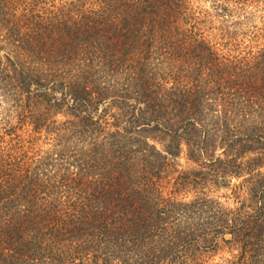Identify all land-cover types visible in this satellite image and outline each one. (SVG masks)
<instances>
[{"label": "trees", "instance_id": "16d2710c", "mask_svg": "<svg viewBox=\"0 0 264 264\" xmlns=\"http://www.w3.org/2000/svg\"><path fill=\"white\" fill-rule=\"evenodd\" d=\"M4 1L0 90L30 134L0 146V264H264V44L219 55L177 0ZM208 175L241 178L234 207L177 200Z\"/></svg>", "mask_w": 264, "mask_h": 264}, {"label": "rangeland", "instance_id": "374dc122", "mask_svg": "<svg viewBox=\"0 0 264 264\" xmlns=\"http://www.w3.org/2000/svg\"><path fill=\"white\" fill-rule=\"evenodd\" d=\"M8 1V0H7ZM12 5H26L30 0H10ZM40 7L49 8L52 6L59 7L66 4L69 0H35ZM180 4L182 17L196 18L198 21V32L210 42L215 51L221 56L240 57L247 56L249 53L254 54L259 51L264 44V0H177ZM0 0V5L4 4ZM22 5H20L22 7ZM38 7V9H40ZM1 8V7H0ZM18 13V12H17ZM4 56L3 50L0 51V57ZM56 98L59 94H55ZM16 102L4 100L0 90V146H4L14 135H20L22 140L28 141L30 128H19L16 115L25 112L28 102H23L22 108L15 106ZM11 105H14L10 107ZM25 107L26 109H24ZM51 121L63 122L65 117L58 114L48 116ZM6 121V123H5ZM48 122V120H47ZM41 127V126H40ZM17 128L12 135L7 130ZM42 128V127H41ZM32 137L38 138L37 144L42 150H49V141L44 132L34 134ZM159 147V146H158ZM219 150L216 153L218 155ZM175 163L179 164L178 169L183 171H192L198 173L197 165L186 159V151L182 148V153L177 157ZM193 175V173H191ZM204 179H208L204 181ZM198 177V183L195 186L201 189H186L185 192H179L177 200L192 201L197 194H205L207 198L219 201L225 207H234L231 187L237 185L241 178H233L228 183L230 186L221 187L219 184H213L211 175L205 178ZM170 187V186H169ZM172 187L166 190L171 191ZM196 192V193H195ZM228 239L229 236H226ZM218 250H209L202 252L197 264H226L232 256L237 254L236 250H230L227 246L219 244Z\"/></svg>", "mask_w": 264, "mask_h": 264}]
</instances>
